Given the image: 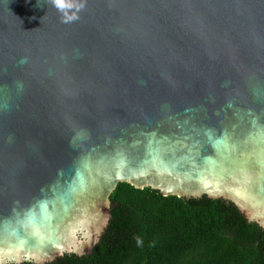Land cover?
Listing matches in <instances>:
<instances>
[{
    "label": "water",
    "instance_id": "95a60500",
    "mask_svg": "<svg viewBox=\"0 0 264 264\" xmlns=\"http://www.w3.org/2000/svg\"><path fill=\"white\" fill-rule=\"evenodd\" d=\"M120 183L264 230V0H0V264L90 254Z\"/></svg>",
    "mask_w": 264,
    "mask_h": 264
},
{
    "label": "trees",
    "instance_id": "16d2710c",
    "mask_svg": "<svg viewBox=\"0 0 264 264\" xmlns=\"http://www.w3.org/2000/svg\"><path fill=\"white\" fill-rule=\"evenodd\" d=\"M110 204L90 254L46 264H264V230L224 200L164 197L120 183Z\"/></svg>",
    "mask_w": 264,
    "mask_h": 264
},
{
    "label": "clouds",
    "instance_id": "9594fccd",
    "mask_svg": "<svg viewBox=\"0 0 264 264\" xmlns=\"http://www.w3.org/2000/svg\"><path fill=\"white\" fill-rule=\"evenodd\" d=\"M58 4H59V0H57ZM62 6V5H61Z\"/></svg>",
    "mask_w": 264,
    "mask_h": 264
}]
</instances>
